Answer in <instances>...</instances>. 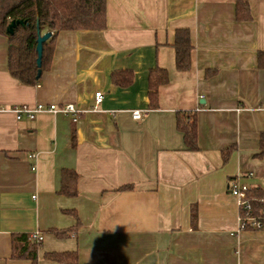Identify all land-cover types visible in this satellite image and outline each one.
<instances>
[{"label": "crops", "instance_id": "obj_1", "mask_svg": "<svg viewBox=\"0 0 264 264\" xmlns=\"http://www.w3.org/2000/svg\"><path fill=\"white\" fill-rule=\"evenodd\" d=\"M246 1L242 20L237 0H106V27L58 32L34 85L9 73L0 35V264H31L11 258L12 236L33 231L43 235L39 264L66 250L79 264H264V230L239 228L228 192L249 172L247 184L264 190V0ZM177 29L192 44L186 71L175 67ZM156 67L167 82L150 109ZM122 71L133 73L126 87L111 81ZM37 103L82 112L16 119L14 106ZM178 112L195 115L194 150ZM62 169L76 172L77 196L58 194Z\"/></svg>", "mask_w": 264, "mask_h": 264}, {"label": "trees", "instance_id": "obj_2", "mask_svg": "<svg viewBox=\"0 0 264 264\" xmlns=\"http://www.w3.org/2000/svg\"><path fill=\"white\" fill-rule=\"evenodd\" d=\"M106 0H0V35L7 38V67L9 73L25 85H34L38 82V69L46 70L51 62L56 35L67 30H102L106 27ZM236 16L238 19H249L250 13L246 0H237ZM13 19L23 20L22 24L14 28L12 34L6 32L8 23ZM39 31L41 34L52 32L51 36L42 44L40 67H37L36 40ZM175 52V67L179 71H186L190 67L192 44L187 29H177L173 42ZM257 66L264 70V51L257 52ZM41 75V74H40ZM130 71L113 72V84L126 87L132 81ZM40 77V76H39ZM167 82L166 70L156 67L149 73L148 98L149 108L158 106V88ZM184 114H176V126L182 133L185 146L194 150L196 145L195 115L188 114L187 121ZM74 138V133H72ZM257 156H264V133L259 137V152ZM77 174L73 170L62 169L58 194L66 197L77 196ZM132 185H124L120 190H129ZM248 201L251 205V215L261 223L264 230V190L250 186ZM69 213L70 211H64ZM242 214H244L242 212ZM251 226L244 230H253ZM59 237L64 232L51 230ZM40 243L30 238L28 233H19L12 236L11 258L15 260H29L31 264H39L37 253ZM46 261L58 264H79L78 253L75 250L49 251L43 254Z\"/></svg>", "mask_w": 264, "mask_h": 264}, {"label": "built area", "instance_id": "obj_3", "mask_svg": "<svg viewBox=\"0 0 264 264\" xmlns=\"http://www.w3.org/2000/svg\"><path fill=\"white\" fill-rule=\"evenodd\" d=\"M103 95L101 92L95 93V104L93 109L102 101ZM0 110H4L3 107H0ZM12 111L15 113L16 119L20 120L23 117L29 120L35 118L38 113L41 112H52V113H61L63 115L69 116L72 121H76L79 114L82 110L77 109L73 104H43L37 103L34 106H28L26 104L17 105L12 108ZM147 111V110H144ZM144 111L141 110H133L131 111V115L133 119H140L144 114ZM30 157H33L31 155ZM35 166L33 165L32 169ZM252 173L242 174L239 173L235 177L229 180L228 182V192L232 196L237 199L238 208H239V228L244 230L245 227L251 226L256 229L261 228V223L256 220L254 216L251 215V205L248 201V190L250 186L245 181L247 178L251 177ZM242 212L244 214H242ZM264 213V209L262 210ZM30 238L34 240L36 243H41L43 240V235L39 231H33L30 233Z\"/></svg>", "mask_w": 264, "mask_h": 264}, {"label": "water", "instance_id": "obj_4", "mask_svg": "<svg viewBox=\"0 0 264 264\" xmlns=\"http://www.w3.org/2000/svg\"><path fill=\"white\" fill-rule=\"evenodd\" d=\"M22 23H23V20H21V19L11 20L6 27V32L8 34H12L14 31V28L17 25L22 24ZM37 33H38V36H37V40H36V52H37L36 62H37V67L39 68L40 64H41L42 44L44 41H46L51 36L52 32L48 31V32L41 34L39 31H37ZM40 74H41V70L38 69L37 78H39Z\"/></svg>", "mask_w": 264, "mask_h": 264}]
</instances>
